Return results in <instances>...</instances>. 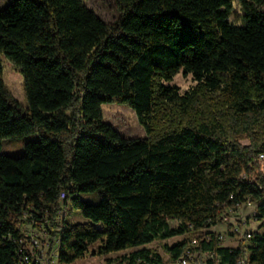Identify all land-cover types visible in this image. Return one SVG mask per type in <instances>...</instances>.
Masks as SVG:
<instances>
[{
  "label": "trees",
  "instance_id": "1",
  "mask_svg": "<svg viewBox=\"0 0 264 264\" xmlns=\"http://www.w3.org/2000/svg\"><path fill=\"white\" fill-rule=\"evenodd\" d=\"M115 4L110 25L83 0L0 10V140L39 136L21 157L0 154V264H18L12 218L27 210L37 223L48 216L57 264L131 249L122 263L169 264L193 237L219 264H264V233L236 248L202 233L221 204L248 199L264 221V0ZM235 4L239 24L229 21ZM3 58L22 77L27 109L4 85ZM178 73L195 83L183 94L169 84ZM103 104L132 110L144 137L120 136ZM69 205L86 222H66ZM181 236L162 245L166 263L146 247Z\"/></svg>",
  "mask_w": 264,
  "mask_h": 264
},
{
  "label": "rangeland",
  "instance_id": "2",
  "mask_svg": "<svg viewBox=\"0 0 264 264\" xmlns=\"http://www.w3.org/2000/svg\"><path fill=\"white\" fill-rule=\"evenodd\" d=\"M13 0H0V10L4 9ZM87 8L92 10L102 21L106 24H112L118 18V10L116 8L115 0H83ZM264 11V6L262 7ZM232 23H240V11L238 6L235 4L233 13L229 18ZM3 60V74L2 79L4 85L9 92V94L19 103L23 109H27V102L24 95L23 80L19 71L4 58ZM178 87L181 94L188 91L191 87L195 85L192 81L190 75L183 76L178 73L172 81L169 83ZM103 122L109 124L113 129H115L120 136L126 139L141 138L144 137L143 128L139 125L135 113L130 110L125 105L119 104H103L101 106ZM39 140L37 133L29 134L21 138L16 139H1L0 140V154L7 155L11 157H21L24 154L23 147L26 143L36 142ZM242 144H246L245 141ZM82 199L88 200L91 203H98V195L95 193L81 194ZM254 208L255 205L253 204ZM67 215L65 216L66 222H86V220L81 217V215L72 210L70 212V205L67 206ZM252 208H241L237 211V218L239 221L235 223L238 228L239 233L230 234L228 231H223L224 241L223 245L226 247L236 248L241 242L246 245L244 241V235L246 232H258L259 234L264 233V221L257 220L252 216ZM168 225L174 228L178 225V222L169 220ZM220 227H223L220 225ZM174 237L166 241H155L151 244L146 245L147 248L155 250L160 254L164 263L168 261V256L164 253L162 249L163 244L171 245L172 243L184 238ZM98 243L89 246V251L94 250ZM136 249H131L128 251H122L119 253L110 254L107 256H90L87 255L82 260H77L72 264H105V259H111L112 264H124L121 262V258L128 253L135 251ZM56 263V259L55 262Z\"/></svg>",
  "mask_w": 264,
  "mask_h": 264
},
{
  "label": "built area",
  "instance_id": "3",
  "mask_svg": "<svg viewBox=\"0 0 264 264\" xmlns=\"http://www.w3.org/2000/svg\"><path fill=\"white\" fill-rule=\"evenodd\" d=\"M62 195H66V193L64 191L60 193L57 213H59L61 209L60 199ZM241 208H252V216L255 217V208L248 199L243 204L236 205L235 207H227L225 204H221L216 217V225L226 226V231L230 234L239 233L235 223L239 221L237 218V211ZM28 209L32 210L31 208ZM28 212L29 211L27 210V212H23L20 216L12 218L15 228L20 236L17 242V256H19L18 264H54L55 242L54 245H51L48 216L45 214L42 217V221L37 223L33 218V214ZM213 227L202 230V233L204 234L208 231L214 232L217 241H219L218 246L226 247L223 245V234L213 231ZM251 234L252 232H246L244 235V241L245 243L247 242L246 245L249 242L248 240L250 239ZM204 239L205 236L202 240ZM198 248L199 240L196 237L191 238L184 247L180 257L175 262L169 264H219V258L217 255L213 252L200 253ZM236 264H249L248 256L246 255L243 258L238 259Z\"/></svg>",
  "mask_w": 264,
  "mask_h": 264
},
{
  "label": "bare ground",
  "instance_id": "4",
  "mask_svg": "<svg viewBox=\"0 0 264 264\" xmlns=\"http://www.w3.org/2000/svg\"><path fill=\"white\" fill-rule=\"evenodd\" d=\"M59 198H60V197H59ZM64 200H66V199H65V195H62V196H61V199H60L61 203H62ZM62 207H63V206H62ZM59 215H60V216H64V215H65V211H63V209L60 210ZM56 243H57V242H56ZM56 257H57V245H55V259H56Z\"/></svg>",
  "mask_w": 264,
  "mask_h": 264
},
{
  "label": "crops",
  "instance_id": "5",
  "mask_svg": "<svg viewBox=\"0 0 264 264\" xmlns=\"http://www.w3.org/2000/svg\"><path fill=\"white\" fill-rule=\"evenodd\" d=\"M221 226H223V227H220V225H216L215 227L212 228V230L217 232V233L223 234L222 233L223 231L226 232V226H224V225H221Z\"/></svg>",
  "mask_w": 264,
  "mask_h": 264
}]
</instances>
